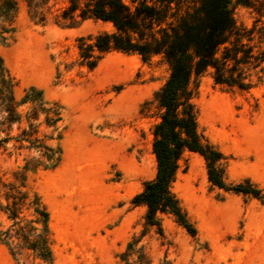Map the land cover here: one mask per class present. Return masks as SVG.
<instances>
[{"label":"rangeland","instance_id":"rangeland-1","mask_svg":"<svg viewBox=\"0 0 264 264\" xmlns=\"http://www.w3.org/2000/svg\"><path fill=\"white\" fill-rule=\"evenodd\" d=\"M16 1L13 31L0 42V55L16 81L14 94L18 98L34 85L62 111L59 164L26 177L27 188L41 196L50 214L53 264H124L117 254L140 230L144 212L129 199L155 172V92L168 64L161 54L143 61L137 53L110 50L88 68L76 38L110 31V22L88 17L57 24L53 16L67 0H49L47 20L39 23L29 16L25 0ZM260 6L264 12V0ZM231 11L240 27H250L256 16L234 0ZM250 43L258 44L256 38ZM257 48L264 49V42ZM241 71L249 73L247 89L215 83L212 67L202 73L193 97L197 127L226 156V182L249 178L264 193V61L261 70ZM23 154L16 159L0 151V177L11 180ZM172 190L196 234L171 214H161L164 237L151 230L141 240L150 264L163 258L171 264H264V200L212 186L204 158L194 151L180 159ZM6 223L0 214V226ZM0 264H15L1 243Z\"/></svg>","mask_w":264,"mask_h":264},{"label":"trees","instance_id":"trees-1","mask_svg":"<svg viewBox=\"0 0 264 264\" xmlns=\"http://www.w3.org/2000/svg\"><path fill=\"white\" fill-rule=\"evenodd\" d=\"M234 1L256 13L250 27L237 26L232 0H67L53 16L60 25H72L88 17L112 24L110 31L76 38L79 57L88 68L110 50L137 53L143 61L161 54L168 64V75L155 92L158 112L151 130L155 172L129 199L133 207L144 206V212L140 230L131 234L117 254L124 264H150L141 240L151 230L164 237L163 213L171 214L190 235L196 234L172 190L186 151L204 158L212 186L264 200L263 189L249 178L226 182V156L198 130L193 103L198 79L208 67L213 68L215 83L241 89L252 84L249 73L241 69L262 68L264 49L254 50L264 42L262 0ZM25 2L29 16L45 23L49 0ZM16 11V0H0L1 43L13 31ZM255 38L258 44H249ZM226 69L231 70L229 75ZM232 71H236L235 76ZM15 84L0 55V133L4 132L0 135V151L14 154L16 159L24 152L23 162L12 171L13 178L0 177V214L7 221L0 226V243L15 264H53L50 214L41 196L27 188L26 177L28 172L53 169L61 160V105L46 98L34 85L24 87L17 98ZM14 123L18 128L15 132ZM159 264L171 263L163 258Z\"/></svg>","mask_w":264,"mask_h":264}]
</instances>
